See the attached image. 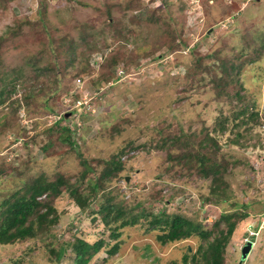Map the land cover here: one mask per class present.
Listing matches in <instances>:
<instances>
[{
  "label": "rangeland",
  "instance_id": "374dc122",
  "mask_svg": "<svg viewBox=\"0 0 264 264\" xmlns=\"http://www.w3.org/2000/svg\"><path fill=\"white\" fill-rule=\"evenodd\" d=\"M44 6L47 20L70 38L87 35L64 68L57 52L42 45L45 35L36 32L43 21L23 22L29 14L40 17ZM20 21L24 35L14 47L7 43V34ZM0 38L7 43L0 48L8 46L0 63V77L7 78L3 82L22 71L14 92L0 104V124L10 123L0 131V168L11 169L0 173V214L3 200L30 176L43 172L53 179L63 173L74 180L92 165L95 170L86 178H93L115 153L124 164L120 178L107 181L89 208L82 210L64 190L54 200L58 217L50 234L0 243V264H53L60 248L58 264H73L69 243L75 238L104 240L89 264L181 262L187 250L192 253L198 247V236L161 243V231L149 225L152 216L177 213L207 230L221 212L232 211L249 215L236 224L222 264H264V216L259 221V212L264 215V52L248 57L264 41V0H7L0 3ZM112 52L118 53L115 68H106L113 73L112 83L98 88L94 81L106 66L100 64ZM233 56L238 57V71L229 75L233 81L225 89L239 90L258 113L256 121L238 126L234 121L241 116H231L235 99L224 91L217 97L210 80V75L222 76L218 57ZM200 58L204 68L190 75ZM54 62L55 71L39 68ZM80 69L85 72L78 74ZM83 99L87 105L79 109L78 100ZM222 115L231 116L230 130L224 133L214 131ZM49 126H67L73 145L57 140L49 145ZM203 126L224 154L216 155L217 160L228 167L220 184L225 200L211 195L210 176L168 160L162 148L164 138ZM237 132L245 135L241 144L229 140ZM104 193L116 206L128 208V216H137L136 222L119 227L117 237L110 234L116 223L106 226L92 210ZM253 232L258 235L253 248L240 259V248ZM114 244L117 248L108 253Z\"/></svg>",
  "mask_w": 264,
  "mask_h": 264
},
{
  "label": "trees",
  "instance_id": "16d2710c",
  "mask_svg": "<svg viewBox=\"0 0 264 264\" xmlns=\"http://www.w3.org/2000/svg\"><path fill=\"white\" fill-rule=\"evenodd\" d=\"M7 0H0L1 4H5ZM40 17H36L34 14H29V20L23 17V22L25 23H35L40 21L38 24L42 25L41 30H36V32H42L47 39V41H42V45L53 48V53L57 52L59 59L56 60L62 61L60 68L68 66V64L73 61L74 52L76 51V46L81 47L86 43L87 35L82 33L79 35V39L73 40L70 38L66 31H61L60 25H54L47 20L45 16V6L38 12ZM33 18V20H31ZM22 22V23H23ZM21 21L16 24L9 33L7 34L8 40L7 43H11V46L18 47L17 44L20 40V36L24 35L23 31H20ZM32 30L33 26H29ZM168 34L169 31H167ZM45 39V40H46ZM6 38H0V44H7L4 42ZM164 41H160L163 43ZM155 43H158L155 42ZM158 47V44H155L152 48ZM8 49V46L3 49L0 48V63L3 61V53ZM51 50V49H49ZM155 50V49H154ZM40 49L37 50L39 52ZM84 50L82 49V52ZM264 52V41L258 44L252 53L248 55L249 59H254L255 56H259ZM31 56H35L34 53ZM251 56V57H250ZM220 60L219 67L222 69V76L216 77L210 75V80L216 84L214 85L216 89L217 97H220V93L224 91L227 95L231 94V97L235 99L233 110L231 116L232 120L239 118L241 119L234 121V126H238L242 123H246L248 119L256 121L258 119V113L254 109V104H250L244 101L243 94H239V90L235 92L231 89L226 90V86L230 84L233 79L229 76L233 74L234 70L238 71V57L233 56L231 58L227 57H218ZM201 58L197 59V67L194 70L191 69V74L193 75L198 69L202 70L204 68L201 65ZM118 63V53L112 52L108 53L107 58H105L100 65L104 67L99 76L95 79L94 85L98 88L102 86L105 82H109L110 79H113V73L111 70L110 74L106 71V68H115ZM104 64V65H103ZM40 69L49 68V71H55L57 64L54 62L52 65L44 66L40 65ZM110 68V69H111ZM19 73L15 71L11 73L8 81L3 82L4 79L0 77V82H3L4 85L0 88V104H2L6 98L11 96V93L14 92V84L20 75H22L21 69ZM85 72V70H78V74ZM77 74V75H78ZM1 76V75H0ZM12 81V84L10 83ZM106 83V84H107ZM8 85L12 88L9 89ZM226 85V86H225ZM83 107V105H82ZM83 111V110H82ZM82 115V114H81ZM231 116L222 115L216 120H218V126L215 127V130H218L221 133L229 131L227 127V122ZM62 117H60V120ZM57 121L56 124L60 122ZM56 122V121H55ZM10 123H1L0 131L8 127ZM249 127H246L248 131ZM114 130L117 131V128L114 127ZM48 132V144H52L55 140L59 142L68 143L73 145L75 142L73 136L69 134L70 130L67 126H60L58 129H54L53 126H49L47 129ZM53 134H56L55 139ZM241 132H237L235 137L230 138L229 140L241 144L240 138L243 137ZM162 148L166 150V158L176 163H184L187 167H196L198 173L205 177H211V195H215L221 200H225L227 196H223V191L221 189V181L224 173L227 172L228 167L225 164L223 159L217 160L216 155H224L220 153V145L217 142V139L211 135V131L206 127H201L199 131H192L186 133L180 131L178 135H172L171 137L164 138L162 141ZM45 145L41 148L44 151ZM127 150V149H126ZM125 150V151H126ZM173 152V153H172ZM115 154L108 157L103 162L105 163L104 168L98 173L97 176L87 177L89 172H94L95 168L92 165L84 167L78 177L74 180H71L70 177L64 175L63 173H57L53 179L47 177L43 172L28 177V179L21 181L19 188L11 194L7 199H4L2 205L4 210L0 214V243H13L18 239H23L30 236H38L48 232L50 234V228L53 226L56 218L58 217L56 207L54 205V200L66 190L68 194L72 197L74 202L82 210L89 208L90 203L98 198L99 192L103 191L104 185L107 181H110L111 178L118 177L121 175L119 173L124 170L123 159L120 160L119 157H116ZM129 156V155H128ZM85 161V160H84ZM83 161V164L85 162ZM98 163L100 159L96 160ZM190 164V165H189ZM11 169L3 167L0 168V173L8 171L9 174ZM20 176V174L18 175ZM86 182V189H81V184L84 180ZM45 194L42 198H37ZM209 199V197H206ZM111 196L103 194V201L99 202L97 208H93V213L99 214L101 221L106 225L115 224V228L112 226L111 235L117 237L120 235L118 231L120 226H126L137 221V216H128V208L118 207L116 203L112 200ZM243 206L246 207V204ZM261 216L259 221L263 216V210L259 212ZM249 215L247 211H238V212H221L218 218L215 219L210 229L204 230L202 226L195 223L191 219L184 217L183 215L174 213V214H155L152 216V219L149 221L151 228H157L161 233L157 234V238L161 243L173 242L177 240H183L195 234L198 236V247L192 253L188 250L183 254L181 262H176L171 259L167 264H222L224 259L225 246L228 240L231 238L232 233L236 227V224L240 219L246 218ZM258 221V222H259ZM118 223V224H117ZM258 224V223H257ZM256 224V225H257ZM256 227V226H255ZM104 243L103 239H99L94 242H88L85 239L75 238L71 245V249L75 254V259L73 264H89L92 256L99 250L100 246ZM257 244V243H256ZM68 245V246H69ZM117 248V244L111 246L108 249V253H113ZM63 249H59L56 252L54 257L53 264H58L59 260L63 256ZM96 264V263H94Z\"/></svg>",
  "mask_w": 264,
  "mask_h": 264
},
{
  "label": "clouds",
  "instance_id": "9594fccd",
  "mask_svg": "<svg viewBox=\"0 0 264 264\" xmlns=\"http://www.w3.org/2000/svg\"><path fill=\"white\" fill-rule=\"evenodd\" d=\"M118 76H119V73H118ZM120 77V76H119ZM113 80V79H112ZM117 79H115V81H116ZM111 84L112 83V81L110 80L109 82H108V84ZM78 101H81V103L80 104H77V106H79V109H84V107L87 105V102L86 103H84V101L83 100H78ZM82 105H83V107H82ZM74 107H76V105L74 106ZM45 196V194H43V195H41V196H38L37 198H42V197H44ZM263 217V216H262ZM261 220V219H260ZM259 223V222H258ZM255 230H256V228H258V225H256V227L254 226L253 227ZM261 230V229H260ZM260 232V231H259ZM257 233H255V232H253V233H251L249 236H248V239H246L245 240V242L246 241H250L251 243H254V240H256L257 239ZM244 242V243H245ZM244 243H243V245H244ZM257 243V242H256ZM242 247V246H241ZM253 248V246H252V244H251V249ZM241 249V248H240ZM251 251V250H250ZM250 253V252H249ZM248 256V255H247Z\"/></svg>",
  "mask_w": 264,
  "mask_h": 264
},
{
  "label": "water",
  "instance_id": "95a60500",
  "mask_svg": "<svg viewBox=\"0 0 264 264\" xmlns=\"http://www.w3.org/2000/svg\"><path fill=\"white\" fill-rule=\"evenodd\" d=\"M251 244L252 243L250 241H246L244 245H242L240 249L241 251L240 259H245L247 257V255L249 254L251 250Z\"/></svg>",
  "mask_w": 264,
  "mask_h": 264
},
{
  "label": "built area",
  "instance_id": "2783aa9c",
  "mask_svg": "<svg viewBox=\"0 0 264 264\" xmlns=\"http://www.w3.org/2000/svg\"><path fill=\"white\" fill-rule=\"evenodd\" d=\"M80 80H81V79L78 78V79H77V82H80ZM83 101H84V103L87 102V101H85V99H83ZM80 103H81V101L78 102V104H80ZM263 216H264V215H263Z\"/></svg>",
  "mask_w": 264,
  "mask_h": 264
}]
</instances>
